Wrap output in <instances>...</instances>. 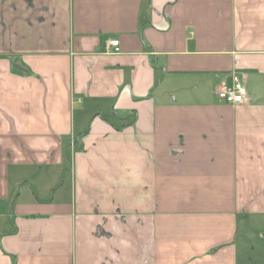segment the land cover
Returning a JSON list of instances; mask_svg holds the SVG:
<instances>
[{"label": "crops", "instance_id": "0c3cea01", "mask_svg": "<svg viewBox=\"0 0 264 264\" xmlns=\"http://www.w3.org/2000/svg\"><path fill=\"white\" fill-rule=\"evenodd\" d=\"M263 210L264 0H0V264H234Z\"/></svg>", "mask_w": 264, "mask_h": 264}, {"label": "rangeland", "instance_id": "374dc122", "mask_svg": "<svg viewBox=\"0 0 264 264\" xmlns=\"http://www.w3.org/2000/svg\"><path fill=\"white\" fill-rule=\"evenodd\" d=\"M204 84L203 82L201 84L197 82L196 84H194L193 87L188 88L187 90V92L189 91L188 97L191 99L195 98L197 94H195L194 91H197V92L203 91L205 89ZM206 85L208 84L206 83ZM166 88H168V86H166L165 83H163L162 87L160 88V91L164 92ZM191 90H194V91H191ZM118 114L121 117L124 116V113L122 112H118ZM118 114L116 113L111 114L110 112H108L109 117L116 121H118L117 119ZM51 170L52 172L49 174ZM51 170H48V169H42L40 171L29 170L27 174L26 172H24L23 178L20 179L22 180L20 182V185L21 187L22 186L23 187H22V193L19 199L23 200L25 198H28V199L31 198V192H30L31 186L38 188L37 191L41 193L38 196L40 199H47V197H49L46 191L41 192V188L45 189V187L41 186L40 176L52 177V178H55L56 181L60 179V182L65 181L67 184L70 183V173L68 174L64 173V175L60 177L57 169H51ZM21 187L19 186L18 188L19 191ZM19 191H17V194L20 193ZM190 206H192V204H190ZM13 211H14V207L12 211H10V213L12 214ZM168 212H172V213L177 212L178 214H184V213L188 214L189 211H187L186 209H183V210L168 211ZM210 212H213V211L210 210ZM14 218L15 216L13 217V219ZM5 221H8V220L2 219V222H5ZM262 234H264V210L254 211V212L244 214V215L237 217L236 225H235V232H234V239H233V242L231 243V246L235 254L234 264H264V237Z\"/></svg>", "mask_w": 264, "mask_h": 264}, {"label": "built area", "instance_id": "2783aa9c", "mask_svg": "<svg viewBox=\"0 0 264 264\" xmlns=\"http://www.w3.org/2000/svg\"><path fill=\"white\" fill-rule=\"evenodd\" d=\"M106 52L115 54L120 52L118 39L108 40L106 42ZM218 97L231 105H239L249 100L248 89L245 83V75L235 72L231 75V83H224L218 89Z\"/></svg>", "mask_w": 264, "mask_h": 264}]
</instances>
